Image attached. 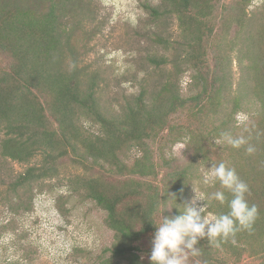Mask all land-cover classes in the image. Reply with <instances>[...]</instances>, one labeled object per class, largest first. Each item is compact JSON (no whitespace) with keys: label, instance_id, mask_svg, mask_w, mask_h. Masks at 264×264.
I'll return each mask as SVG.
<instances>
[{"label":"trees","instance_id":"trees-1","mask_svg":"<svg viewBox=\"0 0 264 264\" xmlns=\"http://www.w3.org/2000/svg\"><path fill=\"white\" fill-rule=\"evenodd\" d=\"M212 1L161 0L158 6L146 5L152 17L177 16L189 36L186 61L196 71L194 85L201 87L200 91L184 97L180 88L168 80L152 92L143 88L119 113L108 116L101 110L96 93L89 88L83 90L78 70L68 73L58 58L65 49H76L72 37L77 27H68L62 19L87 14L90 1L0 0V55L8 61L0 62V122L5 124L0 152L21 162L31 160L37 151L44 153L41 163L28 166L12 186L17 190L58 174L65 157L98 166L99 175L83 176L77 182L80 194L106 211V223L115 232L112 246L105 249L108 264L118 260L150 264L151 247L142 249L141 239L154 234L163 216L184 210L188 180L195 176L201 156L234 167L249 186V204L259 209L251 233L239 231L234 243L229 239L219 245L238 260L241 254H247L259 257L256 264H264V16L249 37L245 59L252 81L245 102L256 100L259 107L245 125L232 124V117L241 110V98L226 104L225 72L210 65L209 39L214 31L212 21L220 25L239 23L250 0L237 1L238 6L229 12L222 10L220 17H214ZM150 61L158 65L166 57H151ZM78 112L93 115L102 134L87 137L77 124ZM186 112L221 116V127L212 122L204 130L200 121L193 128L172 120ZM223 131L233 137L243 136L248 143L238 149L227 144L228 154L221 155L212 149L211 136L216 138ZM186 132L191 137L190 159L182 163L178 157L166 155L165 144ZM249 145L256 149L252 154L246 151ZM132 146L139 154L127 163L122 155ZM213 187L224 191L226 201L220 204L212 199L210 209L217 216L226 214L231 194L218 181ZM197 247L200 254L195 258L200 262L197 259L196 264H214L213 251L204 241L200 240Z\"/></svg>","mask_w":264,"mask_h":264},{"label":"rangeland","instance_id":"rangeland-1","mask_svg":"<svg viewBox=\"0 0 264 264\" xmlns=\"http://www.w3.org/2000/svg\"><path fill=\"white\" fill-rule=\"evenodd\" d=\"M84 1L91 3L87 14L62 19L68 27H77L72 37L76 49H65L58 58L60 66L68 73L78 70L83 90L89 88L96 93L103 113L108 116L119 113L143 88L152 92L168 80L180 88L184 97L200 91L201 87L194 85L196 71L186 61L189 36L180 27L177 16L152 17L147 12L146 5L158 6L161 0ZM237 1L213 0L214 17H220L222 10L229 12L238 6ZM263 16L264 0H250L239 23L233 21L220 25L212 21L214 31L208 50L210 65L219 66L225 72L226 104L236 97L241 98V110L232 117V124L245 125L250 114L259 107L256 100L245 102L252 86L245 59L249 37ZM161 56L166 57L165 62L157 65L150 61L151 57L159 60ZM0 62L7 64L8 61L0 55ZM188 115L186 112L172 120L193 128L200 121L204 130L209 129L212 122L217 128L221 127V116ZM76 120L87 137L102 134L101 125L93 115L78 112ZM4 126L0 122V141L5 137ZM223 133H218L216 138L211 136V147L226 156L228 143ZM190 141L188 132L182 133L174 142L165 144L166 155L187 162ZM154 147L156 149L157 144ZM138 154L137 148L132 146L122 158L132 163ZM43 155L42 151H37L31 160L21 162L0 152V264H108L109 254L105 249L112 246L115 232L106 223V211L94 200L83 197L77 182L83 176L99 175L98 166L86 162L80 164L65 157L60 162L58 174L17 190L12 186L28 166L40 164ZM196 163L195 176L188 180L183 204L195 195L194 190L211 197L210 189L215 183H205V175L215 162L201 156ZM212 189L221 191L220 188ZM211 200L208 199L205 210L208 218L217 216L210 209ZM160 220L159 216L157 221ZM153 235L149 233L141 239L139 245L142 249L147 251L152 247ZM202 241L213 251L214 264H256L259 261V257L247 254H241L238 260V256L231 255L217 241L207 238ZM197 259L190 256L187 264H196ZM111 264H127V261L118 260Z\"/></svg>","mask_w":264,"mask_h":264},{"label":"clouds","instance_id":"clouds-1","mask_svg":"<svg viewBox=\"0 0 264 264\" xmlns=\"http://www.w3.org/2000/svg\"><path fill=\"white\" fill-rule=\"evenodd\" d=\"M222 135L233 148L238 149L248 143L243 136L233 137L228 133ZM255 150L251 145L246 149L248 154L254 153ZM217 181L222 189L231 194L232 198L228 201L229 211L211 218L206 217L208 199L224 204L225 193L215 191L208 197L193 189L195 195L183 204L184 210L178 215L163 216L162 223L155 227L151 239L150 264H187L190 256L200 254L197 247L200 240L207 238L219 243L232 239L234 243L237 232L253 231L259 209L255 204L250 205L246 198V194L250 195L248 184L241 180L234 167H229L225 162L211 164L205 175V183Z\"/></svg>","mask_w":264,"mask_h":264}]
</instances>
